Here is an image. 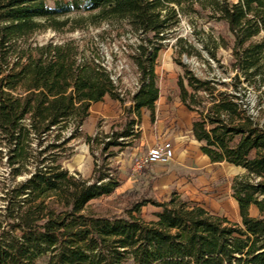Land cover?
Listing matches in <instances>:
<instances>
[{"label":"trees","instance_id":"trees-1","mask_svg":"<svg viewBox=\"0 0 264 264\" xmlns=\"http://www.w3.org/2000/svg\"><path fill=\"white\" fill-rule=\"evenodd\" d=\"M196 7L232 35L207 50L211 59L218 48L231 50L233 76L229 84L214 74L201 80L179 59V98L196 115L192 134L211 163L245 170L231 186L241 221L177 192L157 201L147 191L120 214H100L94 202L121 185L109 161L140 139L143 110L156 122L163 42L180 15L198 13ZM105 22L125 24L138 37L130 56L138 87L129 106L92 38L36 41L48 30L73 33ZM263 33L264 0H0V167L7 168L0 179V264L42 258L47 264H264V38L254 41ZM188 49L182 46L179 58ZM250 89L260 93L257 119L239 102ZM107 97L121 104L119 120L109 133L84 134L91 106ZM80 138L94 159L87 179L63 165ZM148 205L159 210L156 221L144 220Z\"/></svg>","mask_w":264,"mask_h":264},{"label":"rangeland","instance_id":"rangeland-1","mask_svg":"<svg viewBox=\"0 0 264 264\" xmlns=\"http://www.w3.org/2000/svg\"><path fill=\"white\" fill-rule=\"evenodd\" d=\"M230 1L236 3L238 0ZM196 8L198 13L180 15L179 25L168 33L163 42V49L159 53L156 66L160 91V100L156 107L157 122L150 127L141 124L139 126V130L142 131L141 140L135 143L134 148L124 149L122 153H118L115 158L109 161L112 168L117 170L121 185L112 196L94 202V209L100 214H120L129 206L130 202L147 191L149 196L157 201H165L172 193L177 192L184 200L200 204L215 215L225 217L233 223L241 221L238 205L232 196L231 186L233 179L243 173L225 165H212V170L197 169L199 161L195 154H198V145L191 134L192 120L195 115L182 105L179 98L178 79L183 75V70L177 63L179 59L189 71L201 80H207L214 74L213 78L229 84L233 76L231 50L216 49L215 59H211L207 50V47L213 48V41L221 43V37L225 38L227 42H231L232 35L227 31L224 23L210 20L207 11H200L198 7ZM78 16L77 13H73L71 18ZM68 28L63 34L48 30L37 35L36 41L45 43L49 40L61 42L67 38H92L104 58L105 66L112 71L119 91L127 95V106H129L128 98L135 91L138 78L137 68L130 57L135 54L134 46L138 42L137 34L127 25L117 22L113 24L105 22L98 27L87 26L86 29L73 33H67ZM263 38L264 33L254 41ZM185 45L189 47L190 55H182L179 58L182 46ZM224 69L227 70L226 73H223ZM225 89V86H220V90L224 91ZM243 91H241L242 95ZM259 95L260 93L252 89L246 91L251 108H258ZM201 96L204 100L206 99L204 93ZM122 113V106L118 102L107 99V101L93 106L82 131L93 137L98 132L109 133ZM143 113L147 114L145 111ZM118 129V127L115 128V130ZM164 140L170 141L175 146H183L185 150L188 148L191 152L188 164H186L188 160L185 158L174 157L175 159L167 165H148L138 169L137 163L143 160L147 149ZM71 146L74 148V155L63 162L64 167L72 173H80L83 178H89L94 162L89 147L83 138L74 140ZM118 151V148L111 149V152L114 153ZM95 156L99 162L104 158L98 151H95ZM157 167L170 168L177 173V176H174V180L169 184H160L161 176L155 174ZM6 172L7 168L0 167V179L7 176ZM1 196L2 191L0 190ZM1 204L0 201V206ZM158 211L156 207L148 205L142 209V216L147 222L156 221L155 213ZM251 215L257 216V211L252 209ZM47 261V258H42L37 264H47Z\"/></svg>","mask_w":264,"mask_h":264},{"label":"crops","instance_id":"crops-1","mask_svg":"<svg viewBox=\"0 0 264 264\" xmlns=\"http://www.w3.org/2000/svg\"><path fill=\"white\" fill-rule=\"evenodd\" d=\"M107 99H109V100H111L109 97H107L103 102H105V101H107ZM159 100H160V96H159ZM159 100H158V102H159ZM112 101V100H111ZM103 102H100V103H103ZM113 102H115V101H113ZM158 102L156 103V107H157V104H158ZM100 103H96V104H93L92 106H91V109L93 108V106L94 105H97V104H100ZM118 104L119 105H121L119 102H118ZM185 107V106H184ZM186 108V107H185ZM91 109H90V111H91ZM187 109V108H186ZM188 110V109H187ZM146 112L147 114H145V113H143V112ZM189 111V110H188ZM143 112H142V121H141V124H143L145 127H150V126H153V125H155L156 124V122H157V112H156V122L154 123V124H152L151 123V119H150V115H149V113L146 111V110H143ZM190 112V111H189ZM190 113H192V112H190ZM192 114H194V113H192ZM195 115V114H194ZM196 116V115H195ZM195 118V117H194ZM193 118V119H194ZM192 122H193V120H192ZM191 134H192V125H191ZM141 137H142V131H141ZM141 137H140V139L137 141V142H139L140 140H141ZM192 138L194 139V137H193V134H192ZM164 141H166V140H164ZM194 141L197 143V145H198V148H197V151H198V154L196 155L195 154V156H196V158H197V160L199 161L198 162V167H197V169H199V170H204V169H206V170H212V165H216V166H223V165H225L226 167H228V168H233V169H238V170H240L243 174L245 173V170L244 169H242V168H240V167H235V166H233V165H230V164H228V163H211V161L209 160V158L207 157V156H205L202 152H201V150H200V148H201V144L198 142V141H196L195 139H194ZM136 142V143H137ZM173 144V143H172ZM134 146H135V144H134ZM134 146H133V148H134ZM153 147V146H152ZM173 147H174V154H175V158L177 157V158H181V159H186V160H188L187 161V163L186 164H188V162H189V160H190V158H191V152L189 151V149L188 148H186V150H185V147H180L179 145H174L173 144ZM132 148V147H131ZM151 148V147H150ZM149 149V148H148ZM147 149V150H148ZM174 158V159H175ZM186 160H185V162H186ZM191 163V162H190ZM93 167H94V162H93ZM155 174H157L158 176H161L160 177V184L161 183H163L164 185H166V184H169L170 182H172L173 180H174V176H177V173L176 172H174L173 170H171L170 168H167V167H157L156 168V170H155ZM242 175V174H241ZM162 184V185H163Z\"/></svg>","mask_w":264,"mask_h":264},{"label":"built area","instance_id":"built-area-1","mask_svg":"<svg viewBox=\"0 0 264 264\" xmlns=\"http://www.w3.org/2000/svg\"><path fill=\"white\" fill-rule=\"evenodd\" d=\"M112 79L115 81V78L112 77ZM138 87V84L136 83V89ZM135 89V90H136ZM237 96H240L236 94ZM240 104L244 109L247 110V114L254 119L259 118V110L260 108L253 109L251 108V104L249 99L246 97L244 99H241ZM260 123L264 125V119L262 118ZM174 147L173 144L170 141H162L153 147L149 148L143 158L140 162L137 163V168L142 169L144 166H151V165H167L174 159Z\"/></svg>","mask_w":264,"mask_h":264}]
</instances>
